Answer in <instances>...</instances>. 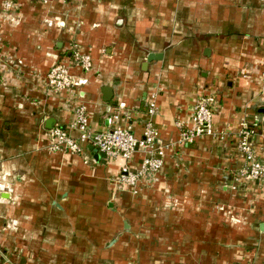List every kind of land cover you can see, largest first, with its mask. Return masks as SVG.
<instances>
[{"label":"crops","instance_id":"crops-1","mask_svg":"<svg viewBox=\"0 0 264 264\" xmlns=\"http://www.w3.org/2000/svg\"><path fill=\"white\" fill-rule=\"evenodd\" d=\"M15 2L0 26V264H264V185L240 177L238 149L244 121L258 151L264 134V0ZM75 44L88 83L47 95ZM204 94L217 133L188 142L178 123ZM153 95L165 160L137 193L115 189L121 157L48 151V120L65 127L79 103L95 130L141 137Z\"/></svg>","mask_w":264,"mask_h":264},{"label":"built area","instance_id":"built-area-1","mask_svg":"<svg viewBox=\"0 0 264 264\" xmlns=\"http://www.w3.org/2000/svg\"><path fill=\"white\" fill-rule=\"evenodd\" d=\"M39 3L48 5L52 0H38ZM18 11L15 0H0V26ZM3 43V35L0 30V45ZM93 68V58L90 53L82 51L76 44L72 46L66 58H59L46 74V94L58 96L65 91L82 88L88 83L85 73ZM74 69L81 71V75ZM148 112L143 120V135L138 137L132 131V127L115 126L105 131H98L91 127L89 115L84 103H79L74 108V117L65 127L54 125L48 129V151L85 155L86 146L91 145L103 152L107 159L121 157L124 164L118 173L115 189L117 192L139 191L140 183L150 182L161 171L165 160V146L159 142L158 131L154 117L158 112L157 97L153 95L148 102ZM216 94H204L197 97L192 110L191 125L185 127L184 123L178 125L182 129L183 140L193 142L201 136L216 135L214 116L216 111ZM126 103L118 104L119 112L122 111L126 118ZM119 113L109 118L111 123L117 119ZM75 133V134H74ZM257 131L244 121L238 132V149L244 158V165L240 169L241 178L255 180L264 185V134L258 151L255 145ZM145 154L138 169H133L130 161L135 153ZM150 180V181H149Z\"/></svg>","mask_w":264,"mask_h":264},{"label":"water","instance_id":"water-1","mask_svg":"<svg viewBox=\"0 0 264 264\" xmlns=\"http://www.w3.org/2000/svg\"><path fill=\"white\" fill-rule=\"evenodd\" d=\"M159 56L156 54H150V56L148 57V61H151L154 58H158ZM106 91L108 92V90L106 89ZM110 92V90H109ZM55 120L53 118H51L50 120H48V127L52 128L55 125ZM91 151H93V154L96 156V158H102V157H106L105 154L103 152H100L97 148H95L94 146H90Z\"/></svg>","mask_w":264,"mask_h":264}]
</instances>
